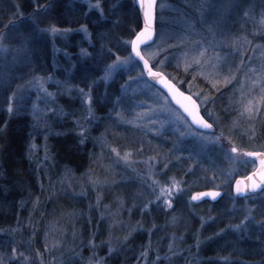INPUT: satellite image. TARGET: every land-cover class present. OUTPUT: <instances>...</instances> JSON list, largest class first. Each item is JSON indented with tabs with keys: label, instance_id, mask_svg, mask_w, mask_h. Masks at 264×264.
<instances>
[{
	"label": "trees",
	"instance_id": "1",
	"mask_svg": "<svg viewBox=\"0 0 264 264\" xmlns=\"http://www.w3.org/2000/svg\"><path fill=\"white\" fill-rule=\"evenodd\" d=\"M168 1L182 13L164 21L159 10L162 0H159L156 37L148 46L161 42L165 51L160 57L162 66L155 61L151 63L153 68L163 72L182 91L209 97L212 117L209 118L207 109L202 113L214 122L216 133L232 146L241 152L262 149L264 119L255 122L252 128L242 127L237 118L240 108L229 100L227 104L233 86L218 80L214 83L195 68L179 65L175 61L177 48L173 46L179 40H188V36L191 41L209 36L216 39L226 32L239 36L257 24L264 34L261 23L264 13L259 12L264 0ZM99 3L101 7L96 8L92 5L97 4V0L90 3L87 0H0V34L9 45L7 51L0 50V55L6 57L0 61V72H3L0 84V231L15 225L24 231L32 228L37 230L34 240L39 241L46 228H55L53 236L63 241L65 248L75 251L73 248L86 242H92L91 246L106 241L122 244L127 234L125 224H130L137 230L128 238L124 249L120 247L121 252L106 256L103 264L136 262V252L147 243L153 247L162 243L166 247L175 240V246L185 253L199 244L192 264H264L263 218L255 217L240 235L232 231L231 226L243 219L238 210H232L233 204L245 198H235L230 185L224 186L222 177L226 164L221 155L212 150L208 155L200 154L188 142L185 157L173 164L166 175L184 180L192 193L213 189V183L218 184L224 195L215 203L194 204L182 193L173 198L171 206H152L142 215L137 208L132 209L139 197L136 184L118 181L103 189L111 207L104 220H99L92 191H88L86 197L76 191L82 183L88 184L93 175H98L99 180L110 176L103 168L97 169V159L103 150L96 138L104 137L119 148H138L143 153H148L155 143L143 145L142 134L120 122L138 100L124 97L122 88L138 73H144L141 63L120 71L107 84L103 79L108 67L117 60V54L119 57L132 54L130 42L142 27L135 0H99ZM210 3V9L219 12L216 20L210 18ZM207 8L208 14L204 17ZM52 26L57 30L53 31ZM192 31L195 34H191ZM261 37L264 41V35ZM41 78L44 83L52 81L50 86L55 92L51 105L46 101L40 105L44 107L45 103V110L54 109L55 114L33 117L31 111L33 106L37 107L36 85L39 89L36 82ZM86 94L92 97L90 106L94 111L88 122L83 121V109L89 104ZM15 96L19 105L14 104L10 110ZM62 113H65L63 118H58ZM76 122L87 123L83 135L78 133ZM158 144L157 151L166 158L168 147L162 142ZM42 146L48 152L47 169L39 168L33 157L41 153ZM108 152L104 148L101 154L104 164L109 163ZM192 161L194 166H191ZM85 178L88 179L82 182ZM115 198L123 201L122 206L114 204ZM116 208H120L117 213ZM201 214L208 216L205 221L199 218ZM113 219L116 225L111 232L109 222ZM6 249L0 243V259L4 262L10 258ZM87 251L90 249H84L79 257L64 264H81L87 258L84 255ZM103 252L104 255L105 249ZM179 261L176 258L169 264H181Z\"/></svg>",
	"mask_w": 264,
	"mask_h": 264
},
{
	"label": "rangeland",
	"instance_id": "2",
	"mask_svg": "<svg viewBox=\"0 0 264 264\" xmlns=\"http://www.w3.org/2000/svg\"><path fill=\"white\" fill-rule=\"evenodd\" d=\"M87 1L88 3H90V0ZM95 5L96 4L92 6L96 7ZM211 6L212 5L210 3V18L216 20L218 17L217 15H219V12L210 9ZM192 7L195 8L196 5H192ZM159 10L161 11V17L164 21L175 14L182 13V10L180 8L177 9L175 5L172 2H169L168 0H162L161 5L159 6ZM259 12L264 13V6L260 8ZM191 13L192 12H190V14ZM206 14H208V8L206 10V13H204V17ZM177 22L185 25V22L182 20H178ZM190 23H193L192 20L190 21ZM213 28L214 27H211L210 29ZM82 31L86 30L83 29ZM262 31V27H259L257 24L253 26V28H251V30H249L247 33H241L239 36L234 35L233 33L226 32L224 34L221 33V36H217L216 39L212 38V36H209L207 39H195L193 41H191L188 36V40H179L173 46V48H177V59L175 61L182 67H184L182 53L188 50L189 48L193 47V42H195L196 44L208 45L209 56L212 55L213 48H215V51L220 53L221 55L228 53V55L225 56L224 64L221 65L219 68L220 74L213 72L212 67L209 64H205L203 65V67L197 64H192L189 68H187H195L197 70V73L199 74L201 71H204L205 75L203 76L207 77L210 81L218 80L224 82L223 76L230 75L229 68L232 71H235L240 61H244V66L240 68L236 80H231L227 83L224 82V84L226 85L233 86V92L231 91L230 95H228L230 98H227V104L229 100V103H235V106L237 104V106L240 108V116H238L237 118L238 121H240V123L242 124V127L249 126L250 128H252L255 122H263L264 119V110L260 112V117L259 115H256L249 118L246 114L242 113V108L239 103L241 83L243 82L244 75L247 74L251 79H254L255 75L253 72L250 71V68L254 65L256 67V70L259 71L261 65L264 64V47H262L264 46V41L261 40V36L264 34ZM185 34L184 38H186L185 36H187V34ZM191 34L195 33L192 31ZM235 37L240 38L238 44L234 40ZM132 41L133 40H131L130 42L131 46ZM180 41H184V43L181 44ZM152 48L160 49L158 55H148L149 51H151ZM168 49L169 48H167V50ZM141 50L144 52L145 56H148L150 63L157 61L158 66H162L163 61L160 59V57L164 53L165 47L161 42H157L155 46L146 48L144 47ZM125 58H128L126 62L118 61L115 66H112V63L108 67L106 74L103 77L105 84L113 80L120 71H126V69L129 70L132 66H135V63L140 62L137 58L133 56V54ZM4 59H6V57L1 54L0 61ZM109 73L110 75H108ZM209 73H211V77H209ZM2 77L3 72H0V84L2 82ZM251 79L249 80L248 84L245 85L243 88L245 92H247L248 89L252 87ZM238 81H240V83H238ZM36 84H38L39 87L38 89L36 85V91L38 96L35 98V101L37 103V107L33 106L31 115L34 117L36 116V114H41V116H49L55 114L54 109L45 110V103L44 107H41L40 105V103L43 101H46L48 105H51V100L54 97L55 92L50 86V84H52V81L47 83L40 81L36 82ZM67 89L68 90L66 91V94H68L69 92V88ZM256 92L257 94H259V89H257ZM188 94L192 95L201 104V112L203 111V109H207V114L209 115V118H211L212 114L210 113V109H208V106L210 104L209 97H207L208 99L205 102L203 99L204 97L199 93ZM122 95L126 98H129L130 100H138H136V102L132 104L131 110L127 111L128 115L125 116L120 122H122L125 126H128L131 130L138 131L140 134H142L140 136L143 138V140L141 139L143 145H145L146 143L149 144L151 142L155 143L152 149L148 151V153H146L145 151L143 153L138 148L135 150L129 147L119 148L118 146L113 145V143H111L110 141H107V138L105 139L104 137H101L100 140H98L99 137L96 138L99 143V146L103 150L101 154H104V148L105 151L107 149L109 151L107 153L109 163L107 164L105 162L104 164V158H102V155L100 154V157H98L97 159L99 161L97 169L100 171V169L103 168V170H105L107 174H110V176H107V178L104 180H99L98 175H93V177L89 176L90 178L88 184L82 183L76 189V191L80 194V196L83 197L87 196L86 193L88 191H92L93 196L95 198L96 209L98 210L99 214V220H104L107 211L111 207L106 202L103 189H106L107 187L116 184L118 181L123 183L132 182L136 184L138 188L137 193L139 194V197L132 209L137 208L142 215L144 213L149 212L152 206L160 208L166 206L168 207V200L170 199L172 201L175 196L182 193L187 194L191 200V195L193 193L189 189V184L184 183V180L178 179L174 175H166V171L173 164H178V161L185 157L184 153L186 151V144L188 142H190L191 147L193 149H196L200 154L205 152V154L208 155L210 154V150H212L213 152H217L221 155L224 163L226 164L222 177L224 180V186L230 185L231 191L233 184L236 180L246 177L248 174L245 175V173H251L257 168V160L253 157L247 156V152L233 151L232 149L234 148V146H232L225 139V137L220 136L218 133H216L214 122L209 120L207 117L205 118L208 119L214 125V127L210 128V130H200L197 129L194 125H192L187 116H185L177 107H175L168 95L148 80L145 72L143 74L138 73L136 77L129 80L122 88ZM165 97H168V99H165ZM15 99L16 101H12L11 105L9 106L10 110H13L12 108L14 104H16L17 106L19 105V99L16 98V96ZM89 107L91 106L87 104V106H85L83 109L84 122H88V120H91L93 118L94 111L93 114L90 116L88 114ZM64 115L65 113H62L58 116V118H63ZM244 121L245 123H243ZM84 122L75 123L76 129L78 130V133L80 135H83L85 129L87 128V123L85 124ZM48 126H51V122H49ZM81 129H83V131H81ZM158 142H162L163 146L166 145L168 147L169 153L166 158H164L157 151L159 145ZM114 147L120 149L121 155L119 157L116 155ZM193 149H191L192 152L196 154ZM126 152H130L131 159L125 160L123 158V154ZM248 152H264V145L262 149ZM214 154L217 155L216 153ZM33 157L35 163L39 168L47 169V164L49 163L48 152L46 151V148H44V146L41 147V153L38 156L35 155ZM192 165H195L194 161H192L191 166ZM211 176L212 175H209L211 179H214L213 176ZM153 177H155V180L153 179ZM173 177H175V179L180 182L182 187L179 191L175 192L170 197L167 195H162L159 191V188L162 187L164 184H170ZM87 179L88 178H85V180L83 179L82 182H85ZM157 181H159L160 183L157 184ZM213 184L214 190H221V187L218 184ZM52 186L54 187L55 185L52 184ZM172 186L175 187V185ZM224 186L222 188H224ZM157 196H159L160 198L156 199ZM113 199L114 196L111 197V200ZM122 202V200L116 198L114 200V204H120V206H122ZM146 204L148 205L147 207H145ZM234 208L238 210L239 213H241L243 219L241 222L234 224L240 225L239 228L231 226V229L236 234L240 235L244 231H246L247 224L254 221V218L258 215L263 218L264 222V191L260 194L252 195L250 196V198L245 197L244 201H242L241 203L233 204L232 210ZM114 210L115 213H117L120 208H116ZM201 216L202 217L199 218L203 221H205V218L208 217L207 215L204 216L202 214ZM245 217H247V219H245ZM115 221L116 219H113L109 222V230L111 232L113 230V226L116 225V223H113ZM125 229L127 234L123 238L122 244L113 245L106 241L107 243L105 242L97 246H91L92 242H86L84 243V245L77 247V249L73 248L75 251H73L72 249H68V247L65 248L63 241L57 239L56 235L53 236V231L55 230V228H46L43 232V235L40 237V240L37 241V239L35 241L34 238L36 236L37 230L27 228L24 231L18 228L17 225H15L13 227H10V229L0 231V243L3 249L7 248L6 251L8 250L10 254L9 261L7 260L5 264H64L65 262L69 261L72 258H75L76 256L79 257L83 253L84 249H90V252L87 251L84 254L87 258L82 261L81 264H90V262L98 261L101 258H103L104 263L106 256L122 251L120 250V247H123L126 244V241L137 230V227L131 226L130 224H125ZM39 235L41 234L39 233ZM175 243L176 240L166 247H164L162 243L154 245V247L153 245L150 246L147 243L146 246L143 247V249L136 252L137 261H130L128 264H162L163 262L165 264H169L173 262V260L176 258H179V262H181V264H192L194 262V259H196L197 248L199 244H195L191 247V249L188 248L190 249L189 252L185 253L184 250H181L178 246H175ZM52 244H55V246L51 247ZM13 249H15L19 253H23V255L12 256ZM103 249H105L106 252L104 255ZM40 253L43 254L42 260L40 257ZM26 256L30 257L31 259L26 261Z\"/></svg>",
	"mask_w": 264,
	"mask_h": 264
},
{
	"label": "snow or ice",
	"instance_id": "3",
	"mask_svg": "<svg viewBox=\"0 0 264 264\" xmlns=\"http://www.w3.org/2000/svg\"><path fill=\"white\" fill-rule=\"evenodd\" d=\"M139 3L141 7L143 8V28L135 35V39L132 42L135 46V55L139 56L141 59H143L144 66L148 69V75L153 76L154 78L159 79L160 83L165 85V87L168 88V90L172 93L173 98L176 99L177 103L180 104L184 111L190 116L191 121H194L195 124L202 125L205 128H213L214 125L205 118V115L201 112V104L195 99L192 95H189L187 92L182 91L179 89L170 79H168L167 76L164 75L163 72L157 71L155 68H153L152 64L150 63L148 56H145L144 52L141 50V44H144L145 41H152L153 36L156 34V28H155V21H156V5L157 0H139ZM96 7H101L99 0H97ZM37 8L40 7L39 4L36 5ZM102 10V8H101ZM261 23L264 24V18L261 19ZM52 30L56 31V27L52 26ZM235 42L238 44L240 38L235 37ZM181 44L184 43V41H180ZM194 46L186 50L182 53L183 60H184V67L187 69L192 64H197L203 67L205 64H209L212 67V71L219 73V68L221 65L224 64L225 56L228 55V53H225L224 55H221L220 53L215 51V48H213L212 55H208V45L204 44H196L193 42ZM151 47V46H148ZM264 47V46H262ZM9 48V45L4 43V35L0 34V50L7 51ZM86 51V50H84ZM160 49L158 48H152L151 51H149V56H156L158 55ZM131 58V57H129ZM128 58L125 57H119L117 54V61H113L112 66H115L118 61H125ZM244 66V61L241 60L239 65L237 66L235 71H232L229 68L230 75L223 76V80L225 83L230 82L231 80H236L237 74L240 71V68ZM250 71L254 73L255 78L251 79L247 74L243 77V82L241 83V92H240V100L239 103L242 108V113L246 114L249 118L259 115L262 110H264V64L261 65L260 70L257 71L256 67L253 65L250 68ZM201 75H205L204 71L200 72ZM110 75V73L108 74ZM209 77H211V73L208 74ZM251 79V85L252 87L248 89L247 92L243 90L244 86L248 84L249 80ZM41 81H43V78H41ZM214 83H218V81H213ZM240 83V81H238ZM259 89V94H257L256 90ZM218 90V89H217ZM87 99L89 101V105H91L92 97L90 94H86ZM165 99H168V97H165ZM204 101H207V96H205ZM90 116L93 114V110L91 107H89V113ZM119 115V114H118ZM155 130V129H154ZM83 131V129H81ZM229 140H231V137H229ZM234 143V142H233ZM114 150L116 152V155L119 157L121 155L120 149L115 148ZM235 152H240L241 149L239 148H233L232 149ZM247 152L248 156L257 157L259 158V169L257 172H254L252 174L253 177L258 176L259 180L252 178L251 187L257 188L261 184H264V152H248L247 150H244ZM123 158L125 160L131 159L130 152H126L123 154ZM155 180V177H153ZM244 179V178H242ZM160 182L157 181V184ZM172 185H175L173 187ZM181 184L179 181L175 179V177L172 178L170 184H164L162 187L159 188V191L162 195L171 196L175 192L179 191L181 188ZM249 185L247 183L244 184L243 188L240 186V183H237L236 190L237 192L244 191L246 192L248 190ZM205 195H211V196H218L219 193L212 190L209 192H197L195 193L194 199H199L201 196ZM160 197L157 196L156 199H159ZM169 206H171V200H168ZM148 205L146 204L145 207ZM247 219V217H245ZM234 227L239 228L240 225H234ZM58 243V241H57ZM48 246V245H46ZM55 244H52L51 247H54ZM111 250V249H110ZM23 255V253L17 252L15 249H13L12 256H20ZM41 260L43 259V254L40 253ZM30 257H25V260H30ZM0 264H5V262L0 259ZM90 264H103V258H101L98 261L90 262Z\"/></svg>",
	"mask_w": 264,
	"mask_h": 264
},
{
	"label": "water",
	"instance_id": "4",
	"mask_svg": "<svg viewBox=\"0 0 264 264\" xmlns=\"http://www.w3.org/2000/svg\"><path fill=\"white\" fill-rule=\"evenodd\" d=\"M158 1H159V0H157V4H158ZM135 3H136V7H137V9H138V11H139V13H140L141 22H142V27H141V29H142V28H143V22H144V18H143V8L141 7V5H140V3H139V0H135ZM156 14H157V5H156ZM155 28H156V21H155ZM141 29H140V30H141ZM140 30H139V31H140ZM155 37H156V34L153 36V40H152V41H145L144 44H141V46H140L141 49H142L143 47H145V46L151 45V44L154 42ZM134 39H135V37H134ZM134 39H133V41H134ZM133 41H132V42H133ZM131 50H132V54H133V56H134L135 58H137V59L141 62L142 66H143V69H144V72H145L146 77L148 78V80H149L151 83H153L155 86H157L158 88H160L162 91H164V92L168 95V97L170 98L171 102H172V103L175 105V107H177V108H178V109H179V110H180L185 116H187V118H188L189 121L192 123V125H194L197 129H200V130H204V131H208V130H210V128H205V127H203L202 125L195 124L194 121H191L190 116H188V114L184 111L183 107H182L180 104L177 103L176 99L173 98L172 93L168 90V88L165 87V85L161 84L160 81H159V79L154 78L153 76L148 75V69H147L146 66H144V64H143V59H141L139 56H136V55H135V46H134L133 43H132V46H131ZM164 75H165V74H164ZM165 76H166V75H165ZM168 79H169V78H168ZM173 83H174V82H173ZM174 84H175V83H174ZM175 85H176V84H175ZM176 86H177V85H176ZM177 87H178V86H177ZM178 88H179V87H178ZM179 89H180V88H179ZM246 155H247V154H246ZM247 156H248V155H247ZM249 157H252V156H249ZM253 158L257 160V163H258L257 168H256L253 172H251L248 176L244 177V179L240 178V179L236 180L235 183L233 184V187H232V193H233L234 197L237 198V199H241V198H244V197H249V196H252V195H257V194L261 193V192L264 190V184H261V185H260L259 187H257V188H252V187H251L252 178L257 179V181L259 180V177H258V176H256V177H253V176H252V174H253L254 172H257L258 169H259V158H257V157H253ZM238 182L240 183V186H241L242 188H243L244 184L247 183V184L249 185L248 190H247L246 192H244V191L237 192L236 187H237V183H238ZM212 190H214V189L202 190V191H197V192H209V191H212ZM214 191L218 192L219 195H218V196L205 195V196H201L199 199H194V198H193V197L195 196V193H197V192H195V193H193V194L191 195V202L194 203V204H199V203H202V202H204V201H210V202H213V203L218 202V201L223 197L224 193H223L221 190H214Z\"/></svg>",
	"mask_w": 264,
	"mask_h": 264
}]
</instances>
